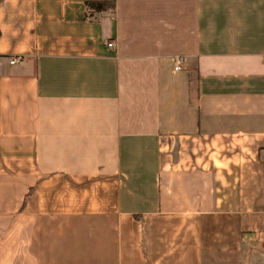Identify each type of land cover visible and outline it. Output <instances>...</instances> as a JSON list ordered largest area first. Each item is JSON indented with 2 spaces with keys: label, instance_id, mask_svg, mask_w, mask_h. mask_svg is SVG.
I'll list each match as a JSON object with an SVG mask.
<instances>
[{
  "label": "crops",
  "instance_id": "obj_1",
  "mask_svg": "<svg viewBox=\"0 0 264 264\" xmlns=\"http://www.w3.org/2000/svg\"><path fill=\"white\" fill-rule=\"evenodd\" d=\"M86 1L0 0V264H264V0Z\"/></svg>",
  "mask_w": 264,
  "mask_h": 264
},
{
  "label": "trees",
  "instance_id": "obj_2",
  "mask_svg": "<svg viewBox=\"0 0 264 264\" xmlns=\"http://www.w3.org/2000/svg\"><path fill=\"white\" fill-rule=\"evenodd\" d=\"M87 13L90 14V10H102L107 5H110L112 8L114 7L113 2H105V1H96V0H88L85 2Z\"/></svg>",
  "mask_w": 264,
  "mask_h": 264
},
{
  "label": "built area",
  "instance_id": "obj_3",
  "mask_svg": "<svg viewBox=\"0 0 264 264\" xmlns=\"http://www.w3.org/2000/svg\"><path fill=\"white\" fill-rule=\"evenodd\" d=\"M108 45H113V42H112V41H109V42H108ZM20 59H21V56L13 55V56H11V57L9 58V62L14 63V62H16V61H19ZM177 62H178V63L175 65V68H179V67H180L179 64H180L181 60L178 59Z\"/></svg>",
  "mask_w": 264,
  "mask_h": 264
}]
</instances>
